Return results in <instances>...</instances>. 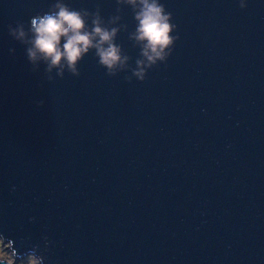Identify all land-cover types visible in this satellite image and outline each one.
<instances>
[{
	"label": "water",
	"instance_id": "obj_1",
	"mask_svg": "<svg viewBox=\"0 0 264 264\" xmlns=\"http://www.w3.org/2000/svg\"><path fill=\"white\" fill-rule=\"evenodd\" d=\"M57 2L117 29L122 71L94 49L79 76L31 70L8 25L31 39L30 17ZM160 3L179 38L139 81V0H0V233L16 257L264 264V0Z\"/></svg>",
	"mask_w": 264,
	"mask_h": 264
},
{
	"label": "clouds",
	"instance_id": "obj_2",
	"mask_svg": "<svg viewBox=\"0 0 264 264\" xmlns=\"http://www.w3.org/2000/svg\"><path fill=\"white\" fill-rule=\"evenodd\" d=\"M127 3L136 5L137 0H127ZM139 5L140 10L135 15V19L139 22L135 39L145 42L141 55L146 58L147 63L137 60L138 70H134L132 75L137 80L143 81L147 70L157 66V61L166 62L179 37L170 35L176 30V25L170 22L172 14L165 10L160 0H139ZM245 6L244 0H240L239 7L243 9ZM87 15L86 11L74 10L66 3L57 2L48 12L30 17L27 29L31 33V39H25V24L20 21L16 22L15 27L8 25V33L22 43L31 44L27 49V59L32 64L31 70L38 71L36 62L43 60L46 63L44 74L49 82L53 80L51 73L54 68L57 69L56 76L61 78L65 68L71 75L79 76L77 66L90 49L95 50L97 63L106 70V75L116 76L123 70L128 59L127 56L121 58L120 46L113 43L117 29L109 30L102 27L99 14L96 13L89 31L84 19ZM62 39L63 44H61ZM124 79L131 82L128 76ZM42 105V100L37 102L38 107ZM44 239L47 240L46 237ZM4 240L5 235L0 233V264H15L16 253L5 251L12 248L13 242L9 240L5 244ZM36 252L37 248L34 247L27 253V264H43L44 257L37 255ZM20 264H24V261L21 260Z\"/></svg>",
	"mask_w": 264,
	"mask_h": 264
},
{
	"label": "rangeland",
	"instance_id": "obj_3",
	"mask_svg": "<svg viewBox=\"0 0 264 264\" xmlns=\"http://www.w3.org/2000/svg\"><path fill=\"white\" fill-rule=\"evenodd\" d=\"M5 244H7L8 242H4ZM5 251L7 252H12L10 249H5ZM23 260L24 261V264H27V256H24L22 258H18L16 257L15 259V264H20V261Z\"/></svg>",
	"mask_w": 264,
	"mask_h": 264
}]
</instances>
